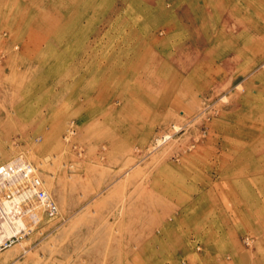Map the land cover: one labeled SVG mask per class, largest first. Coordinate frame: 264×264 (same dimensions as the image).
Instances as JSON below:
<instances>
[{
  "label": "rangeland",
  "instance_id": "rangeland-1",
  "mask_svg": "<svg viewBox=\"0 0 264 264\" xmlns=\"http://www.w3.org/2000/svg\"><path fill=\"white\" fill-rule=\"evenodd\" d=\"M16 159L55 210L0 264H264V0H0Z\"/></svg>",
  "mask_w": 264,
  "mask_h": 264
},
{
  "label": "built area",
  "instance_id": "built-area-1",
  "mask_svg": "<svg viewBox=\"0 0 264 264\" xmlns=\"http://www.w3.org/2000/svg\"><path fill=\"white\" fill-rule=\"evenodd\" d=\"M54 210L51 194L29 162L16 159L0 167V252L18 244L43 213L50 216Z\"/></svg>",
  "mask_w": 264,
  "mask_h": 264
},
{
  "label": "bare ground",
  "instance_id": "bare-ground-1",
  "mask_svg": "<svg viewBox=\"0 0 264 264\" xmlns=\"http://www.w3.org/2000/svg\"><path fill=\"white\" fill-rule=\"evenodd\" d=\"M111 1V0H110ZM107 2V1H106ZM157 39V38H156ZM250 43H251V41H250ZM251 47H249V49H250ZM110 60V59H109ZM195 78V77H194ZM226 88V87H225ZM222 98V97H221ZM229 99V98H228ZM225 103V102H224ZM164 138V137H163ZM169 138V137H168ZM168 138H166L167 140H168ZM160 139V138H159ZM158 140V139H157ZM161 141V140H160ZM164 141H165V139H164ZM157 143H158V141H157ZM160 143V142H159ZM163 144V143H162ZM159 145H161V144H159ZM159 147V146H158ZM153 148H154V146H153Z\"/></svg>",
  "mask_w": 264,
  "mask_h": 264
}]
</instances>
